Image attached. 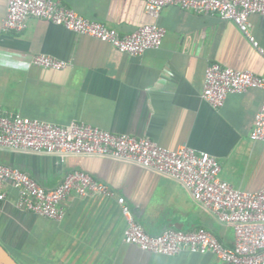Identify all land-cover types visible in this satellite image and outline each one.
<instances>
[{
  "label": "crops",
  "instance_id": "crops-1",
  "mask_svg": "<svg viewBox=\"0 0 264 264\" xmlns=\"http://www.w3.org/2000/svg\"><path fill=\"white\" fill-rule=\"evenodd\" d=\"M79 14L130 34L152 21L144 0H59ZM0 0V106L55 124L82 121L116 134L149 135L176 149L188 145L221 163L220 177L235 188H264V142L251 138L264 89L230 93L214 108L202 97L205 71L218 62L264 77V55L232 20L166 6L159 24L167 32L159 48L142 55L65 26L33 17L23 31H5ZM252 32L264 48V13L251 15ZM38 54L68 62L61 70L32 62ZM0 162L19 167L55 188L72 170L90 173L115 191L69 195L64 216L54 219L21 209L18 191L6 182L0 200V245L17 264H224L212 252L176 255L144 251L124 239L123 196L147 232L205 228L224 246L236 243L233 225L221 223L195 201L180 181L139 164L107 156H60L0 148Z\"/></svg>",
  "mask_w": 264,
  "mask_h": 264
},
{
  "label": "built area",
  "instance_id": "built-area-1",
  "mask_svg": "<svg viewBox=\"0 0 264 264\" xmlns=\"http://www.w3.org/2000/svg\"><path fill=\"white\" fill-rule=\"evenodd\" d=\"M144 1L152 21L130 34H121L114 27L89 19L59 0H6L3 29L20 32L26 29L31 18H42L107 42L120 52L142 55L162 46L167 30L159 24V18L166 6L174 5L234 21L264 55L251 22V15L264 13V0ZM31 60L37 66L55 70L68 66L67 61L46 54L35 55ZM252 87L264 89V77L215 62L206 68L202 97L212 107L219 108L230 93H242ZM251 138L264 142V102L256 114ZM0 148L54 154L60 156L61 161L68 156L114 157L167 174L183 183L195 201L210 210L218 221L233 225L235 246H224L203 227L190 232L167 228L159 234H151L136 220L125 198L119 196L118 202L128 222L124 231L126 242L151 253L212 252L224 264H264V188L256 191L235 188L220 177L221 163L207 151H197L188 145L172 149L149 135L116 134L82 121L60 125L20 114L10 115L1 106ZM6 182L12 183L18 191L16 205L19 208L54 219L63 218L61 203L71 194L115 196V191L107 184L80 169L70 171L58 186L48 189L21 168L0 162V200L7 197Z\"/></svg>",
  "mask_w": 264,
  "mask_h": 264
},
{
  "label": "water",
  "instance_id": "water-1",
  "mask_svg": "<svg viewBox=\"0 0 264 264\" xmlns=\"http://www.w3.org/2000/svg\"><path fill=\"white\" fill-rule=\"evenodd\" d=\"M0 264H17L15 259L0 245Z\"/></svg>",
  "mask_w": 264,
  "mask_h": 264
}]
</instances>
